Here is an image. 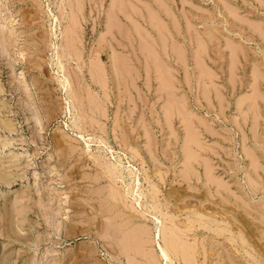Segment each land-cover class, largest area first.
Here are the masks:
<instances>
[{
  "label": "rangeland",
  "instance_id": "rangeland-1",
  "mask_svg": "<svg viewBox=\"0 0 264 264\" xmlns=\"http://www.w3.org/2000/svg\"><path fill=\"white\" fill-rule=\"evenodd\" d=\"M156 262L264 264V0H0V264Z\"/></svg>",
  "mask_w": 264,
  "mask_h": 264
},
{
  "label": "bare ground",
  "instance_id": "bare-ground-1",
  "mask_svg": "<svg viewBox=\"0 0 264 264\" xmlns=\"http://www.w3.org/2000/svg\"><path fill=\"white\" fill-rule=\"evenodd\" d=\"M176 230H177V229H176ZM164 231H165V230H164ZM171 231H172V230H171ZM144 232H145V231H144ZM174 234H175V233H174ZM174 234H171V237H170V238L174 239V238H173L174 236L172 237V235H174ZM175 236H177V234H176ZM141 237H142V236H141ZM170 238H169V239H170ZM167 240H168V239H167ZM176 240H177V239H176ZM168 241H169V240H168ZM172 241H174V243H175L174 246H175L176 244H178V243L175 241V239L172 240ZM172 241H171V242H172ZM164 242H165V241H164ZM171 242H167V245H166V242H165L164 248H166V246H167L166 250L168 249V247H169V248H170V247H173L172 251L175 252L176 255H177L176 251H179V252H180V255H182V257H183L184 259H185L186 257H187V258L189 257V254H190L189 252H190V251H187V252L185 251L186 249H185L184 247H186V246H185L184 244H183L184 247H183V246H181V247L179 246L181 249L183 248L184 251L182 252V250L180 251L179 248H178V245H179V244L176 246V247H177V248H176V247L172 246V243H171ZM170 243H171V245H170ZM139 244H140V243H139ZM168 244H169V246H168ZM181 245H182V244H181ZM124 246H125V245H124ZM164 248H163V246L161 247V255H166V256L169 258L168 251L171 250V249H169V250L167 251V253H166V250H165ZM186 248H187V247H186ZM188 248H189V247H188ZM188 248H187V250H190V248H189V249H188ZM191 250H192V249H191ZM181 252H182V253H181ZM148 254H149V253H148ZM184 256H185V257H184ZM190 256H191V255H190ZM152 257H153V256H152ZM167 257H166V258H167ZM150 258H151V257H150ZM168 258H167V259H168ZM155 259H156V258H155ZM155 259H154V260H155ZM152 260H153V259H152ZM154 260H153V261H154ZM170 260H171V259H170ZM185 262H186V261H185ZM154 264H155V263H154ZM156 264H158V263L156 262Z\"/></svg>",
  "mask_w": 264,
  "mask_h": 264
}]
</instances>
